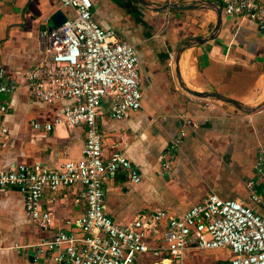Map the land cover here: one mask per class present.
<instances>
[{
    "label": "crops",
    "instance_id": "crops-1",
    "mask_svg": "<svg viewBox=\"0 0 264 264\" xmlns=\"http://www.w3.org/2000/svg\"><path fill=\"white\" fill-rule=\"evenodd\" d=\"M91 1L95 21L134 44L140 62L141 108L117 119L111 116L108 97L100 102L97 123L104 159L119 150L139 173L137 182L124 168L105 174L106 213L119 224L157 209L177 215L215 192L225 199L240 198L264 215V182L254 171L257 151L264 149V106L245 112L221 100L189 95L178 83L180 79L190 90L258 105L264 98V30L255 22L224 14L221 0H145L149 7L139 0ZM219 6L217 35L183 48L175 62L181 45L211 34ZM58 11L65 17L72 14L58 0H0L4 78L21 82L30 67L48 57L41 32L52 25V18L60 19L55 15ZM5 100L10 105L3 116L8 136L0 140V171L18 163L54 166L65 158L81 157L82 125H58L50 131L32 125V121H52L64 100H32L23 87L11 95L0 93V103ZM175 137L180 142L170 149ZM161 156L169 163L168 172L162 168ZM248 180L254 181L261 201L250 198ZM50 197L53 201L48 203ZM42 204L54 214L52 225L43 227L28 217L17 186L0 188V264H53L36 251L35 244L58 230L81 234L74 221L86 205L81 184L53 194L46 190ZM160 229L158 234L147 233L149 247L163 244ZM198 252L188 248L182 264L212 260L202 258L203 250ZM135 264L178 263L145 251L137 255Z\"/></svg>",
    "mask_w": 264,
    "mask_h": 264
},
{
    "label": "built area",
    "instance_id": "built-area-1",
    "mask_svg": "<svg viewBox=\"0 0 264 264\" xmlns=\"http://www.w3.org/2000/svg\"><path fill=\"white\" fill-rule=\"evenodd\" d=\"M58 1L72 14L58 26L41 32L48 57L30 67L21 82L4 78L0 69V93L11 95L23 87L32 100L65 101L56 109L52 121H32L34 128H84L82 155L78 159L65 158L54 166L40 161L18 163L0 171V188L17 186L23 193L25 213L43 227L54 222L52 210L42 204L46 190L53 194L74 183L84 189L85 209L74 220L81 234L58 230L36 243V251L53 264H135L137 255L145 251L182 264L188 248H227L233 256L212 264H264V215L240 198L225 199L210 192L203 202L181 214L168 215L157 209L126 224L116 223L106 213L105 174L120 167L128 170L131 181L137 182L139 173L119 150L104 159L97 123L100 102L108 97L111 116L117 119L141 108L140 62L134 44L95 21L91 0ZM221 1L224 14L255 22L264 30L263 2ZM9 106V100L0 103V140L8 136L3 116ZM179 142L180 137L173 138L169 148L174 149ZM160 160L168 172L169 163L164 156ZM254 171L264 182L262 148L257 151ZM246 187L253 201H261L254 181H246ZM52 201L50 197L48 203ZM159 228L163 244L151 248L145 240L147 233L158 234Z\"/></svg>",
    "mask_w": 264,
    "mask_h": 264
},
{
    "label": "water",
    "instance_id": "water-1",
    "mask_svg": "<svg viewBox=\"0 0 264 264\" xmlns=\"http://www.w3.org/2000/svg\"><path fill=\"white\" fill-rule=\"evenodd\" d=\"M139 1L147 7H149L151 5V3H149L145 0H139ZM163 7H171V6L165 4ZM55 15H56V17L60 16V17H58L60 19H58V21H57L56 19L52 18V25L49 27V29H52V28L58 26L59 23L61 24L66 19V17L64 16V14L61 11H58V13ZM220 27H221V7L219 6V10L217 12V21H216L215 27H214L213 31L211 32V34L208 35L207 37L197 38L195 41H187L186 44L184 43L183 45H181L177 49V51L175 52V55H174L175 62H177L179 54L183 48L191 46L193 44H199V43L204 42L208 39L214 38L217 35ZM178 83H179L180 87L189 95H192V96L200 98V99L221 100V101L229 103L230 105L236 107L237 109H240V110L245 111V112H254V111H257L264 106V98L258 105L248 106V105H245L244 103H241L239 101H236L234 99H231L229 97H226V96L221 95V94L216 93V92H208V91L200 92V91L190 90L181 82L180 79H178Z\"/></svg>",
    "mask_w": 264,
    "mask_h": 264
},
{
    "label": "trees",
    "instance_id": "trees-1",
    "mask_svg": "<svg viewBox=\"0 0 264 264\" xmlns=\"http://www.w3.org/2000/svg\"><path fill=\"white\" fill-rule=\"evenodd\" d=\"M221 249H227V248H217V249H198L200 250V252L203 250V252L205 253L206 251H212V250H221ZM206 256H202V258H205L207 260H209V258H212V260L208 261L206 264H212V263H215V262H219V261H222V260H226V259H229L231 258L233 255L231 253H229L230 256H227V257H224V258H221V257H218L215 255H208V253H205ZM221 256V255H219Z\"/></svg>",
    "mask_w": 264,
    "mask_h": 264
},
{
    "label": "rangeland",
    "instance_id": "rangeland-1",
    "mask_svg": "<svg viewBox=\"0 0 264 264\" xmlns=\"http://www.w3.org/2000/svg\"><path fill=\"white\" fill-rule=\"evenodd\" d=\"M198 253H200V252H198ZM205 253H208V255H211V256L216 254V256L221 257V258L230 256L229 255L230 252L228 251V249L206 251ZM219 255H221V256H219Z\"/></svg>",
    "mask_w": 264,
    "mask_h": 264
}]
</instances>
